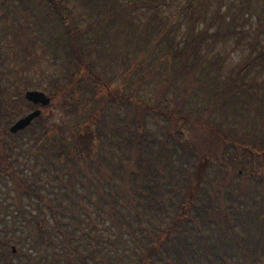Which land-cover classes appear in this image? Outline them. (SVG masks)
<instances>
[{
  "label": "trees",
  "instance_id": "trees-1",
  "mask_svg": "<svg viewBox=\"0 0 264 264\" xmlns=\"http://www.w3.org/2000/svg\"><path fill=\"white\" fill-rule=\"evenodd\" d=\"M31 1L35 4L31 10L44 12L36 19L50 16L54 21L52 25L64 30V36L60 33V39L54 45L60 42L65 53L55 60L54 68L49 71L47 88L52 101L43 106L35 119L39 131L32 124L15 134L10 133L7 126L0 132L3 153L7 134L11 137L8 144L13 149L16 135L32 129L31 140L40 143L33 153L42 165L35 170L47 172L46 165L52 164L57 174L48 189L52 188L58 202L41 190L46 183L38 176L29 180L24 168L14 166L10 155H1L0 177L7 184L1 189L9 193L13 188L16 194L15 199L0 203V234L5 231L13 236L16 230L22 229L21 223H25L30 227L27 230L32 238L30 247L38 250L24 252L27 259L21 264H69L71 261L73 264H110L109 252L103 249L97 252L96 247L100 248L102 244L93 248L88 246L98 243L97 236H104V228L97 227L98 215L103 218L105 228L113 227L117 239L125 240L122 232L128 229L127 240L138 246V250L132 248L136 255L134 264H156L152 263L155 256L163 260L158 264H254L251 259L264 264V92L260 93L264 82L252 88V76L264 73V5L251 10V0H229L228 8L220 13L227 0H217V9L197 30L199 19L206 17L209 0L196 3L186 0L183 9L188 6L190 11L186 29L178 39L162 40L153 38L155 32L165 34L159 28L160 18L156 21L154 13L150 15L154 21L149 20L138 28H134L135 25L127 27L126 15L137 9L152 10L165 0H88L95 5L86 15L81 12L76 15L67 0V3L64 0ZM7 8L8 4L1 0V13L4 14ZM241 10L245 12L246 21L256 17L254 27L236 26L238 14L244 13ZM118 17L122 30L125 34L132 31V36L125 37L119 45L114 41H103L104 30L111 36L117 30ZM78 20L85 23L80 25ZM218 22V28L211 33L212 26ZM234 35H237V42L245 35L250 36L249 53L237 71L222 79V86L218 77L211 75L216 67H210L208 52L194 54L207 37H212V44H215ZM115 37H118L117 32ZM139 38L142 39L140 42ZM1 60L2 56V78L16 69V63L5 67ZM1 78L0 120L11 114L17 102L31 104L24 91L8 94L10 86L3 85ZM150 84L154 85L153 100L142 93V89ZM237 92H243L237 95L242 103L239 107L230 106V99ZM248 97L250 104L244 112L242 107ZM55 107L61 112L58 120H55ZM109 107L110 119L107 116ZM252 107L255 108L253 114L250 113ZM120 108L121 111L124 109V114L117 115ZM215 111L219 116L214 119ZM229 111L233 112L232 120L227 118ZM148 114L162 118L157 129L151 130L147 125ZM240 115L250 120V129L235 126ZM118 117L122 118L121 122ZM104 134L107 140L103 139ZM58 139L68 144L65 146ZM115 141L120 145L118 160L109 150ZM228 144H241L248 151L246 157L251 161L248 169L238 168L237 158L242 155L229 154ZM114 163L128 174L126 185H115V170L111 166ZM50 168L49 174L52 173ZM212 169L217 171L213 182ZM81 173L89 176L87 181L80 178ZM132 174L139 178L134 184L130 181ZM153 175L159 180L156 181ZM235 177H239V184L234 182ZM79 181L85 185L82 190L78 189ZM91 181L99 191L94 199L95 208L90 207L93 200ZM104 182L110 184L108 192L102 190ZM54 184L58 185L57 189ZM208 184L212 185L211 189H216L214 193L209 191ZM153 199L163 202V213L158 212L161 207L151 203ZM74 202L81 204L73 206ZM32 203L40 209H43L42 203L49 207L55 218L54 229L66 248H57L58 242L49 237L40 215L27 209ZM140 205L158 218V223L147 225L141 217L138 229L147 228L142 233L148 244L134 233L137 228L132 221L137 214L141 216ZM218 207L225 211L222 219L212 211ZM82 210L89 216L84 219L86 226L81 222ZM103 210L106 212L102 213ZM58 214H68V223L75 230L63 228L60 223L66 220H60ZM31 221L36 227L30 224ZM237 223L242 224V230ZM155 224L157 228L152 229ZM33 229L39 237L33 236ZM94 229L95 234L92 233ZM14 242L12 237L0 236L2 244ZM48 244H52L53 249H47ZM80 244L85 251L81 250ZM40 247L44 248L39 251ZM66 250L76 254L80 261L66 256L65 263ZM0 251L7 257L6 264H13L9 258L10 249L0 246Z\"/></svg>",
  "mask_w": 264,
  "mask_h": 264
},
{
  "label": "rangeland",
  "instance_id": "rangeland-1",
  "mask_svg": "<svg viewBox=\"0 0 264 264\" xmlns=\"http://www.w3.org/2000/svg\"><path fill=\"white\" fill-rule=\"evenodd\" d=\"M5 5L8 4V8L4 14L1 13V0H0V59L2 56L3 65L6 67L10 64L16 63V69L11 70V72L8 75H5L1 78L2 84L8 87L10 86L11 91H8V94L14 93V92H20L25 91L26 88L29 89H34V86L37 84H41L40 90H44L48 92L49 88L47 82L49 81V71H51L54 68L55 60H57L61 55H63L64 48L62 47L61 43L59 42L56 46L54 45L57 42V39L59 38V34L62 33L64 36V30H62L60 27H55L52 24L54 21L50 18V16L46 15V19H36L38 15H43L44 12H37V10H31V7H34V1L31 0H4ZM66 2V0H64ZM68 4L71 6L73 9V12L77 15L79 12H81L83 15L90 14V9L95 5L94 3L88 2V0H67ZM186 0H165V2H162L161 4L155 6L152 10L151 9H137L129 13L127 16V27L133 28H138V27H143L147 21L153 20L158 21L160 18V25L159 28H162L164 30V36L160 32H155L153 38L155 39H168L172 40L173 38H177L183 34L184 30L187 27V22L186 19H188V14H189V8L188 6L183 9V5L185 4ZM201 0H193V3L199 2ZM125 2V0H123ZM67 3V2H66ZM264 5V0H251V7L250 9H259L261 6ZM218 2L217 0H209V4L207 6V14L206 17L202 16L199 19L198 22V27L197 30L200 29L204 25V20L212 16L214 11L217 9ZM229 6V0L226 1V4L220 10L225 11ZM31 8V9H30ZM182 8V10H181ZM243 11V10H241ZM244 12V11H243ZM151 13H154V19H150ZM245 12L242 14H238V21L236 23V26L238 28L244 27V26H251L254 27L255 22H256V17L254 16L250 20L246 21L244 18ZM121 18L118 17L117 20V30L115 33L112 34V36L108 33L107 30L103 31V41H114L117 45L121 43L125 39V37H131L132 36V31L131 33L125 34L124 29L119 25V20ZM78 20V24L82 25L83 21ZM103 23V22H102ZM107 24L106 22H104ZM115 23V21H114ZM219 22L214 24L211 28V33H213L219 26ZM160 29V30H162ZM111 30V28H110ZM109 30V31H110ZM157 30V31H160ZM62 31V32H61ZM92 31V30H91ZM116 32L118 37L116 38ZM90 34H94V32H90ZM3 36H6L3 38ZM237 35L231 36L228 39L224 41H217L215 44H212V37H207L201 44V47L198 48L196 54L194 55H200L203 52L206 53L208 52L207 56L211 59V65L210 67L215 68L214 71L212 72V76H217L218 79L222 82L223 86V81L225 77L232 71L235 72L237 69L242 65L243 61L247 57L249 53V47H248V40L250 38L249 35L243 36L239 42L235 41ZM96 36H94L95 40ZM87 40H90L87 38ZM98 40V39H97ZM142 39H138L140 42ZM51 41H54L52 44ZM109 43V42H108ZM182 43L179 44V48H181ZM178 48V49H179ZM157 51V49H156ZM97 53V51L94 52V54ZM219 59V60H218ZM258 65V64H257ZM256 68H259L257 66ZM259 72V71H258ZM253 78V84L252 88L257 85V87L260 85V83L264 82V73H259L258 75L256 74L255 76H252ZM25 82H24V81ZM27 80V82H26ZM28 86V87H27ZM153 88L154 85L150 84L145 86L144 90L142 89L143 96L144 94H147L150 100H153L154 98V93H153ZM37 89V88H36ZM264 92V85L261 87L260 93ZM20 93V95H21ZM243 92H237V94L230 99V106H237L242 103V100L239 102V99L237 95H241ZM16 94V93H15ZM239 104V105H238ZM250 104V99H248L244 102V105L242 107V110L244 112H247V107ZM33 110L32 106L28 103H21L20 101L17 102V105L15 106V109L11 111L10 115H7L4 119L0 120V132L1 129L5 128L6 126L9 127L17 118L24 116L27 114L29 111ZM54 110L57 113V116L55 117V120L59 119L60 115V110L59 108H54ZM255 111V108L252 107L250 109V113L253 114ZM110 112L111 109L110 107L107 110V116L110 119ZM124 114V109L121 111V108L118 110V114L120 113ZM214 119L219 116V112L215 111L213 113ZM227 118L232 120L233 118V112L229 111ZM237 121H235V126L237 128L244 129H250L251 124L250 120L248 118H245L243 116H238L236 118ZM118 121L121 122L122 118L118 117ZM163 122L162 118L160 117H153L151 114L147 115L146 118V123L147 125L151 128V130H155L159 127V125ZM241 123H244V126H242ZM34 126L37 128L39 131L38 127V122H34ZM108 135V134H107ZM14 137V136H13ZM104 140H107L106 134L103 136ZM116 138H119L115 134ZM10 135H6V142H4L5 147L3 149V153H1V147H0V164H1V155L6 153L10 155V159L14 160L13 164L14 166H20L21 168H24V174L25 176H28L27 178L29 180L34 179L37 176L39 177L40 181H44L46 184L42 185L41 190L45 192L47 195L50 197L54 198L56 202H58L55 198L54 192L49 188V184H52V178H56V170L52 167V164H48L45 167V171H42V173H38L36 170L37 168H40L42 165L41 163L37 162L35 159V155L33 151H36L40 147V143H34L31 138L32 136V129L28 130L27 132H24L23 134L16 135V140L14 143V148L12 149L9 144L8 140L10 139ZM60 140V139H58ZM61 142L64 143L66 146L68 144L67 141L60 140ZM126 147H128L127 141H125ZM230 150L229 154L233 156H240L237 158L238 162V168H243V169H248L249 165L251 163L250 160L247 159L246 155H249L243 148H239L240 150H235L234 147H229ZM43 149V147H41ZM40 149V150H41ZM120 149V145L118 141H115L111 144L110 146V151L111 154L113 155V158L115 160L119 159L118 155V150ZM24 162H26L24 164ZM51 166V171L52 175L49 174V167ZM111 166L115 170L114 174V182L116 183L115 185L117 186H122L123 184L126 185L128 183V174L123 173L124 168L122 166H118V164L114 163L111 164ZM36 168V170H35ZM213 179L212 182L216 180L217 176V171L215 169L211 170ZM42 174V175H41ZM23 175V174H21ZM67 176V174L65 175ZM83 181H87L89 178L88 175L85 173H81L80 177ZM153 178L157 181L159 180L158 176H154ZM138 176L136 174H132L130 177V181L132 184L136 183L138 181ZM49 181V182H48ZM82 181H79L78 183V189L82 190L83 187H85L84 183H81ZM234 182L237 184L240 183L239 177L234 178ZM6 184L3 180H1L0 177V203L9 202L11 199H15V190L13 188H10L9 193H4V191L1 189V186L3 189L7 187ZM90 185V194L92 197V202L90 203L91 208H95L94 206V199L96 198L97 191L95 188V183L91 181L89 183ZM109 182H104L102 190L104 191H109ZM211 184H208L209 191L213 193V189H211ZM54 189L58 188L57 184L53 185ZM230 187V186H229ZM144 188V187H143ZM64 189V188H62ZM235 189H238V187H235ZM164 190L167 192L166 185H164ZM162 191H163V186H162ZM159 195V194H158ZM68 196V194H67ZM65 195L64 198H67ZM76 196H78L76 194ZM87 197V196H86ZM227 197L229 198L228 194ZM227 198V200H228ZM27 200V198H25ZM230 199V198H229ZM37 200V198L35 199ZM140 202V200H137ZM79 202H74L73 206L75 204H78ZM153 203H155V200H153ZM81 203L78 205L80 206ZM219 204H222V200H219ZM238 205V204H237ZM242 205V204H241ZM43 209H40L36 204H28L27 209H29L32 213L40 215V217L43 219V222L45 223V226L47 227V234H50L49 237L55 238L57 243V248H64L66 244L63 243V240L59 234L54 229L55 225V218L50 212L49 207L42 203L41 204ZM69 205H67V208L69 210ZM11 208H14L16 210L15 206H12ZM223 207H218V208H213L212 211L215 215H217L218 219H222L223 215L225 214V211L221 209ZM153 209V208H150ZM159 213H163V206L158 209ZM139 214L141 216L139 217L138 214L136 215L135 221H132L135 224V227L137 228L136 231L134 232L137 237H140V239L144 240V231H147V228L145 230H140L138 229L141 219L145 221V224H151L152 222L158 223V218L155 215H151L148 211V209L143 208V205L139 206ZM106 210H103L102 213H105ZM67 213L70 214V210L67 211ZM81 213L83 214V218L81 220L82 224L86 226L84 219H88L89 216L87 214V211L82 210ZM205 213V211H203ZM60 220L65 219L66 222L61 221L60 225L65 228L69 229L72 228V230H75L71 224L68 223V220L70 219L68 217V214H58ZM87 217V218H86ZM98 225L97 227L99 228H104V236H97L98 243H89V247L93 248L97 244H102L101 247H96L97 252H100L101 249L105 250L106 252L110 253L109 259H110V264H126L125 261H130V263L134 264L135 263V258L136 255L134 252H132V248H136L138 250V246H136V242L134 243L133 241L127 240V235H128V229L123 231L122 233L124 234L123 237H125V240L122 238L117 239L118 236L115 237V230L113 227L111 229L105 228V225H103V221L98 215ZM142 217V218H141ZM72 218V217H71ZM10 219V217H9ZM73 219V218H72ZM248 221V220H247ZM87 222V221H86ZM22 224V229H18L14 232V235L11 236V232H5L1 231L0 236L6 237V238H11L16 240L14 244L17 246V251L13 252L11 250L12 244H5V243H0V246L9 248L11 251L10 254V260L11 263L13 264H21L22 261H24L26 258L23 255L24 252L31 250L33 253L37 252L38 250H35L34 248L30 247V243L32 242V238L29 234H27V230H30V227L25 225V223ZM30 224H33L34 227H36V223L31 221ZM237 226L239 229H243L242 224L237 223ZM248 226L249 223H248ZM157 224L152 229H156ZM252 231V230H251ZM33 236L34 237H39V233L33 229ZM143 232V233H142ZM248 232V231H247ZM250 232V231H249ZM92 233H96V229L92 230ZM121 233V235H122ZM87 237H91L90 234H86ZM84 237V236H83ZM92 238V237H91ZM252 238H254L252 236ZM74 239V238H73ZM82 240V239H81ZM116 241H118V244H116ZM147 244L148 242L144 240ZM251 244V242H249ZM82 251H85L84 247L82 244L79 245ZM136 246V247H135ZM40 247L39 251H41ZM66 248V247H65ZM47 249H53L52 244L47 245ZM21 251V252H20ZM1 252V251H0ZM126 252V253H125ZM2 253V252H1ZM67 255H63V260L66 263L67 259L66 256L71 257L72 260L75 261H80V259L77 257L76 254L73 252H69L66 250ZM112 254V258H111ZM157 256L152 258V263L161 262L163 260H158L156 259ZM151 259V258H150ZM249 261V260H248ZM254 264H257L258 259H251ZM7 262V257L5 255L0 254V264H6ZM219 263H221L219 261ZM69 264H73L72 261ZM242 264V263H241ZM246 264V263H243Z\"/></svg>",
  "mask_w": 264,
  "mask_h": 264
},
{
  "label": "water",
  "instance_id": "water-1",
  "mask_svg": "<svg viewBox=\"0 0 264 264\" xmlns=\"http://www.w3.org/2000/svg\"><path fill=\"white\" fill-rule=\"evenodd\" d=\"M26 97L35 103L48 104L51 98L42 90L32 89L26 91ZM40 114V109H36L29 114L19 118L11 127L12 132H17L26 128L32 120Z\"/></svg>",
  "mask_w": 264,
  "mask_h": 264
}]
</instances>
